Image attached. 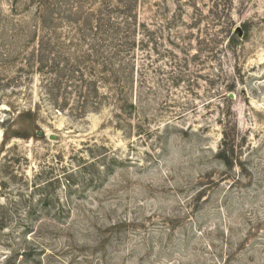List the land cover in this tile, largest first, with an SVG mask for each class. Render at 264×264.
I'll list each match as a JSON object with an SVG mask.
<instances>
[{"label":"rangeland","instance_id":"1","mask_svg":"<svg viewBox=\"0 0 264 264\" xmlns=\"http://www.w3.org/2000/svg\"><path fill=\"white\" fill-rule=\"evenodd\" d=\"M0 264H264V0H0Z\"/></svg>","mask_w":264,"mask_h":264}]
</instances>
